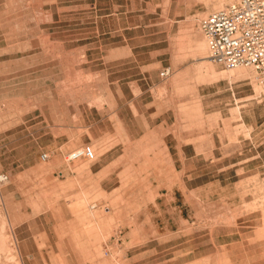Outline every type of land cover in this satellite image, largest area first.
Wrapping results in <instances>:
<instances>
[{
    "label": "rangeland",
    "instance_id": "obj_1",
    "mask_svg": "<svg viewBox=\"0 0 264 264\" xmlns=\"http://www.w3.org/2000/svg\"><path fill=\"white\" fill-rule=\"evenodd\" d=\"M234 1L0 0V263L48 250L74 264H264V176L187 163L165 182L161 140L144 131L166 123L207 155L239 144V107L212 112L230 86L264 118L255 71L201 60L186 32L205 39L200 21ZM80 147L90 155L70 162Z\"/></svg>",
    "mask_w": 264,
    "mask_h": 264
},
{
    "label": "crops",
    "instance_id": "obj_2",
    "mask_svg": "<svg viewBox=\"0 0 264 264\" xmlns=\"http://www.w3.org/2000/svg\"><path fill=\"white\" fill-rule=\"evenodd\" d=\"M229 92V96L227 101L224 98H220L219 105H215L213 103L214 108L212 112L219 113L222 118H232V110L236 107H239V114L240 120L243 122L247 134L249 136L242 135L240 137V143H235L230 147H225L220 145L215 147L212 150V154L207 155L205 149H199V147L194 146L191 143H185L182 141L183 137L179 139L178 137H174L172 133L167 130L166 123H158L152 126L149 129H145L153 139L156 140V137H159L161 141H157L158 143L155 144L159 146L158 148L164 149L165 156L164 159L159 160L164 165V171L166 174L164 175V181L167 182L168 180H172V165H177V169L179 167V171L183 172L185 169V164L187 163H197L203 164L214 162L215 164H231L234 165L236 168L234 169L235 172L244 171L247 172L246 175L238 178V179H248L251 178L254 174L263 178L264 171L262 170L263 164V156H264V118H262V114L259 117L256 115L258 107L251 105L248 103V98L250 96L249 89L247 88H240L239 86H230L227 88ZM204 100L207 99L204 97ZM203 107L207 111L210 108V103L204 102ZM239 120V121H240ZM245 131V132H246ZM226 132L224 129V124L220 123L219 126L213 130L214 136L216 140L221 141L222 135L221 133ZM149 136V137H150ZM151 138V137H150ZM154 140V141H155ZM248 141V142H247ZM210 156V157H209ZM212 157V158H211ZM211 158V160H210ZM260 158V160H258ZM235 159V160H233ZM238 166V167H237ZM184 167V168H183ZM220 167V166H219ZM167 169L171 172V174L167 175ZM220 170V169H219ZM255 170L254 172H251ZM254 174H251V173ZM183 178V176H182ZM171 182V181H170ZM176 188L173 186L171 189H164L163 194L172 195L176 194ZM183 210L182 208L180 209ZM29 238H32L30 236ZM28 238V239H29ZM22 240H27L25 237ZM63 254V255H62ZM64 258L67 259L69 262L68 264H74V255L71 253H61L58 251H37V253L28 252L23 257L24 259L37 260V264H45L41 263V260H46L48 264H51L49 261L51 259L56 258Z\"/></svg>",
    "mask_w": 264,
    "mask_h": 264
},
{
    "label": "built area",
    "instance_id": "obj_3",
    "mask_svg": "<svg viewBox=\"0 0 264 264\" xmlns=\"http://www.w3.org/2000/svg\"><path fill=\"white\" fill-rule=\"evenodd\" d=\"M200 28L212 61L227 70L252 68L264 87V0H236L206 15ZM171 74L170 66L160 71L162 78ZM89 155V148L80 147L69 153L68 160L73 162ZM49 158V153H42V160ZM8 180V174L0 173V183Z\"/></svg>",
    "mask_w": 264,
    "mask_h": 264
},
{
    "label": "bare ground",
    "instance_id": "obj_4",
    "mask_svg": "<svg viewBox=\"0 0 264 264\" xmlns=\"http://www.w3.org/2000/svg\"><path fill=\"white\" fill-rule=\"evenodd\" d=\"M188 30H186L187 33H189L190 40H191V48L194 51V54H204L206 50L208 51V45L206 39L202 38L200 36V33L197 30H194V27L192 25L186 26ZM205 37V36H204ZM181 43V41H180ZM209 58V55L201 57V60H205ZM206 61V60H205ZM208 71H211L208 69ZM179 76V75H178ZM177 77V76H176ZM177 79V78H175ZM73 165V163H72ZM94 206V205H93ZM4 222V221H3ZM3 243V242H2ZM1 243V244H2ZM4 246V243L3 245ZM1 251V250H0ZM3 251V250H2ZM5 257V256H4ZM7 258V257H6ZM1 259V258H0ZM6 263V262H5ZM2 264V263H0ZM7 264V263H6Z\"/></svg>",
    "mask_w": 264,
    "mask_h": 264
}]
</instances>
